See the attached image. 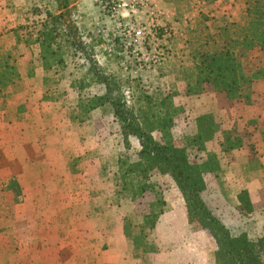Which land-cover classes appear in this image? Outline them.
<instances>
[{"label":"rangeland","instance_id":"1","mask_svg":"<svg viewBox=\"0 0 264 264\" xmlns=\"http://www.w3.org/2000/svg\"><path fill=\"white\" fill-rule=\"evenodd\" d=\"M18 4L26 14L27 23L16 29L20 40L32 41L26 35L36 34L41 23L47 20V13L58 18L59 32L66 43L61 41L56 58L63 59V66L48 81L47 96L51 95L52 99H42L41 73L38 98L32 95L34 81L16 80V86L7 87L4 94L0 92V108L8 107V119L15 120L24 119L22 115L30 112V104L32 108L36 107L38 112L35 110L36 113L27 119L34 121L41 138H48L50 152L71 157L79 153L82 159L75 158L77 162L75 159L70 162L77 173L75 177L62 175L59 186L38 187L46 189V194L39 191L22 194L20 191L14 198L6 187L8 183L5 187L0 184V264H18L20 249H24L23 264H56L55 259L60 261V258L67 260L69 257L73 260L66 264H96L100 255L97 252L114 247H122L125 256L135 264H214L216 246L213 238L207 230L188 223L180 192L168 175L160 173L152 174V180L163 193L168 209L159 218L151 236L157 251L134 258L132 246L123 234V217L127 214L140 217L152 195L147 193L139 201L118 208L112 182L106 174L116 172L113 163L119 155L135 157L140 149L138 140L129 136L131 148L124 149L119 120L109 103L93 110L85 122L83 116L78 118L81 122L77 120V124L83 126V130H76L65 116L80 94L85 97L108 95L118 103L120 111L139 119L149 111L146 98L169 91L176 93L173 101L183 110L171 130L177 145L185 135L195 132L194 118L212 110L224 128L241 133L243 153L249 151L251 161L256 167L260 166L264 163V159H260L264 158V145H259L258 138L251 134L254 126L247 123L250 117L264 122V86L256 88L255 104L247 107L245 116L229 120L227 108L232 106L223 96L206 91L201 97H186L181 75L187 27L202 13L213 28L225 21L238 22L242 16L240 6L233 10L234 14L227 16L217 13L220 9L215 6V0H19ZM210 13L215 16H208ZM27 48L31 51L29 55L35 58L36 45L31 43ZM7 55H10L11 65L12 59L18 57L16 48ZM252 55L258 57L259 53L254 51ZM32 67L31 70L40 68L37 62ZM79 133L83 135V142ZM13 134L9 145L15 141ZM152 136L161 141L158 131H153ZM206 150L218 151V146L210 143ZM207 152L192 151L189 155L201 163ZM239 155L228 157L225 163L229 164L217 178L211 174L205 177L206 189L201 195L213 215L232 235L244 233L255 241L264 236V187L244 186L245 181L263 173L238 170L231 165ZM101 166L107 170L102 172L103 176ZM29 188L24 187L23 191ZM241 189L248 192L251 213L239 209L237 194ZM22 200L24 205L18 216L20 226L13 233L9 227L16 216L12 205L18 206ZM52 202L58 207L52 206ZM27 223L30 226L25 225ZM37 232L46 240L39 244L38 252L27 254L26 250L37 246L31 242Z\"/></svg>","mask_w":264,"mask_h":264},{"label":"trees","instance_id":"2","mask_svg":"<svg viewBox=\"0 0 264 264\" xmlns=\"http://www.w3.org/2000/svg\"><path fill=\"white\" fill-rule=\"evenodd\" d=\"M242 5V16L238 22L225 21L211 30L206 23L207 18L200 15L194 24L187 27L181 72L184 96H199L210 91L221 94L232 106L255 104L256 88L264 86V0H242ZM46 16L47 20L41 23L35 35H26L32 41L20 40L19 35L16 36L17 44L29 47L33 43L37 47L35 61L43 71L44 101L52 99L51 95L47 96L48 81L63 66V59L56 58V49L61 41L66 43L59 32L58 18L49 13ZM254 51L259 53L258 57L252 55ZM9 56L0 63V92L19 80L14 66L16 59H12L13 63L9 65ZM161 93L157 94L159 97L146 98L149 111L139 119L120 111L118 103L108 95L85 97L80 94L75 106L65 116L76 130H83V126L77 124V120L81 122L78 118L83 116L84 121L93 110L109 103L119 120L124 149L128 151L131 148L129 136L138 140L140 149L135 157L121 154L115 158L116 172L113 175L104 166L100 167L101 176L106 171L108 180L112 182L114 202L118 208L122 204L139 201L147 193L152 195L140 217L129 214L123 217L122 230L132 246L133 257L143 258L157 251L151 236L159 218L168 209L163 193L152 180V174L160 173L168 175L180 192L188 223L207 230L213 238L216 246L214 264H264V236L253 241L244 233L232 235L213 215L201 195L206 189L205 177L211 174L217 178L223 167L229 164L228 161L225 163L228 157L242 152L243 136L236 129L224 128L214 113L204 112L194 118L195 132L185 135L177 145L171 130L183 110L173 101L176 93ZM247 124L254 126L253 132L257 131L260 140L264 141V122L251 119ZM153 131L161 133V141L153 138ZM79 138L84 141L81 133ZM210 143L216 144L218 151L207 152ZM192 151L207 152L205 161L198 163L190 158ZM7 187L15 196L20 193L15 180L10 181ZM237 199L242 212H252L246 189L238 192Z\"/></svg>","mask_w":264,"mask_h":264},{"label":"crops","instance_id":"3","mask_svg":"<svg viewBox=\"0 0 264 264\" xmlns=\"http://www.w3.org/2000/svg\"><path fill=\"white\" fill-rule=\"evenodd\" d=\"M18 1L19 0H0V63L4 62V55H7L9 51H11L13 48H16L18 57L15 58L16 60L14 62V66L17 67V71L19 73L18 79L21 81H31V83L34 81V86L32 87V95L38 98L41 94L40 80L41 73H43V71L42 68L31 70L33 68L32 64L36 63L35 58L29 55V52H31L29 51V48L24 46L23 43L17 44L16 42V36L18 35L16 29L27 24L25 23L24 17L26 14H23V11L20 10L21 8H18ZM238 2L239 4H236ZM215 6L220 9L217 13L220 12L222 14H227V16L234 14L233 10L238 6H240L241 10H243L242 0H215ZM201 15H203V13ZM208 16H215V14L210 13ZM197 19H194L192 23L194 24ZM207 25L211 28V30H215L217 28H213V25H211L210 23H207ZM2 51L6 54L2 53ZM27 72L31 74H28ZM28 93H30V91H28ZM1 94H4V92L2 91ZM210 95L212 96L213 94ZM218 95L222 96L221 94ZM199 97L201 96L199 95ZM29 107L30 112H24L25 114L22 115L24 119L15 120L8 119V107H5L3 109L0 108V184L1 187H5L7 183L15 179L19 185L20 191H22V194L28 192L35 193L37 191H39L40 194H46V189L38 187H57L60 185V177L62 175L66 177L68 174L69 176H71V178L75 177L77 173L73 171L70 162L75 158H79L81 155H79L78 153L74 154L71 157V155L65 156L63 153H59L57 155L51 153V146L47 142L48 138H41L39 135V130L37 129L35 123H33L34 121L32 119H27L28 116H32L33 114H35V110H37L36 107L32 108L31 104ZM247 107L249 106H228L227 112L230 116L229 120L231 118L245 116V113L248 112ZM207 112L213 113L214 111L209 110ZM249 119L251 120L252 118L250 117ZM232 123H234V121ZM11 134L14 135L15 141H11V145H9V139L12 138ZM251 134H253V137L255 135V137L258 138L260 146L264 145V141L259 140V133L257 131L251 132ZM256 144H258V142ZM48 145L49 148L47 147ZM243 152L244 151H242L237 157L235 163L231 165H234V167H238V170L244 171V169H247V171L252 170L251 172H253L254 170L255 172L263 173L257 175V178H252L251 181H245L247 184L244 187H264V180L262 177L264 176V163L256 167V163H253L251 161V153H249V151H247L248 153ZM65 159H67L68 162ZM260 159L263 160L264 158ZM24 187L30 188L23 191ZM10 193H12L13 197L15 198L13 192L10 191ZM50 204L52 206L58 207V204L55 202H52ZM15 205L16 204L12 206L14 207L13 215L16 214V216L9 223V227L11 228L10 231H12L13 233H16L17 228H19L20 226L18 216L20 213L19 210L21 209L20 207H23L24 202L22 200L21 204H18V206ZM27 207L30 206L27 205ZM25 225L30 226L28 223ZM44 240L46 239L40 235V232L35 233L31 237V242L37 243V246H33V248L26 250V253L30 254L29 252L32 251L34 254V251L38 252L40 248L39 244ZM20 250L21 256L19 263L23 264L22 258L24 255V249ZM56 253L57 251H55V255ZM107 254H110L111 256L107 257ZM97 255L99 256L96 259V264L134 263L133 260L128 259L125 256V250H123L122 247H120L119 249L114 247L104 252H97ZM59 260L60 261L55 259L54 262L56 264H66L68 261H71L73 259L72 257H69L67 260H63L62 258H60Z\"/></svg>","mask_w":264,"mask_h":264},{"label":"built area","instance_id":"4","mask_svg":"<svg viewBox=\"0 0 264 264\" xmlns=\"http://www.w3.org/2000/svg\"><path fill=\"white\" fill-rule=\"evenodd\" d=\"M146 1H148V0H146Z\"/></svg>","mask_w":264,"mask_h":264}]
</instances>
